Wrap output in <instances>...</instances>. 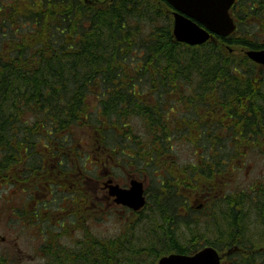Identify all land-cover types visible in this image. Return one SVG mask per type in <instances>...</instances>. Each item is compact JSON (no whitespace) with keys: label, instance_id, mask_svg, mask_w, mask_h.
<instances>
[{"label":"trees","instance_id":"obj_1","mask_svg":"<svg viewBox=\"0 0 264 264\" xmlns=\"http://www.w3.org/2000/svg\"><path fill=\"white\" fill-rule=\"evenodd\" d=\"M172 10L167 0H0V172L37 138L90 130L150 177L139 236L87 238L53 264H154L208 239L199 215L211 239L248 249L242 228L260 219L264 244V184L230 190L235 160L264 145V85H252L264 70L229 51L264 48V0H238L237 31L201 46L174 40ZM212 188L211 211H194ZM238 254L235 264H264V252Z\"/></svg>","mask_w":264,"mask_h":264},{"label":"flooded vegetation","instance_id":"obj_2","mask_svg":"<svg viewBox=\"0 0 264 264\" xmlns=\"http://www.w3.org/2000/svg\"><path fill=\"white\" fill-rule=\"evenodd\" d=\"M255 76L264 77V72ZM252 85H264V80L253 78ZM37 139L42 142L35 147L24 146L26 151L20 152L19 158L7 164L6 171L0 172V189L5 188L9 192L0 199V217L6 215L9 218L6 232L0 230V242H13L11 245L18 246V238L28 240V249L18 247V250L31 256L30 264H53L51 256L70 252L69 249L81 246V242L86 243L87 238H109L96 231L98 214L101 218H109L117 211L124 215L121 231L139 236L142 224L148 219L142 213L144 209L137 212L118 204L107 189L109 182L128 188L133 178L140 179L138 174L130 172L127 160L119 155L118 148L111 145L103 147L93 134L82 138ZM32 148L35 149L33 157L30 155ZM190 204L194 211L209 213L211 210H206L204 205L215 204V200H192ZM193 218L203 224L205 233L202 236L208 239L200 242L193 239L191 244L182 248L184 252L169 253L192 255L212 246L222 257V264H235L238 253L253 256L264 252V244L254 242L257 240L254 234L262 226L255 220L242 228V232L246 231L250 238L248 249L240 246L239 242L222 243L221 240L211 239L207 234L211 232L212 225L205 222L209 217L206 219V216L199 215ZM218 220L222 221V218L218 217ZM0 223L5 222L0 219ZM224 231L227 234L226 228Z\"/></svg>","mask_w":264,"mask_h":264},{"label":"water","instance_id":"obj_3","mask_svg":"<svg viewBox=\"0 0 264 264\" xmlns=\"http://www.w3.org/2000/svg\"><path fill=\"white\" fill-rule=\"evenodd\" d=\"M175 8L173 11V34L177 41L190 45H200L214 34L227 36L235 31L236 24L230 14L235 0H167ZM202 23L203 25H201ZM253 61L264 65V49L246 50ZM111 193L119 203L139 209L145 204L143 185L132 182L130 189L111 186ZM159 264H221L220 256L213 248H205L194 256L171 254L163 257Z\"/></svg>","mask_w":264,"mask_h":264},{"label":"rangeland","instance_id":"obj_4","mask_svg":"<svg viewBox=\"0 0 264 264\" xmlns=\"http://www.w3.org/2000/svg\"><path fill=\"white\" fill-rule=\"evenodd\" d=\"M248 150L246 158H238L236 164L240 166V169L236 173L232 182L231 188L235 189H248L253 183L260 182L264 184V146L258 149H246ZM194 156L191 147L188 143L181 144L179 149V158L182 162L190 161ZM9 192L7 189H0V199L7 195ZM2 201H0L1 210ZM121 211H117L112 217L101 218L98 214V220L96 225V231L101 233L102 236H113L120 231L124 217ZM5 223H0V230L5 233L9 224V218L5 215L2 218ZM261 224V220H257ZM10 242V241H9ZM18 246L11 245L10 243L0 242V255H4L9 264H30L31 256L23 254L18 250L20 247L23 250L28 249V240L18 238ZM256 256V254H255Z\"/></svg>","mask_w":264,"mask_h":264},{"label":"bare ground","instance_id":"obj_5","mask_svg":"<svg viewBox=\"0 0 264 264\" xmlns=\"http://www.w3.org/2000/svg\"><path fill=\"white\" fill-rule=\"evenodd\" d=\"M132 38V37H131ZM135 66V65H134ZM258 104V103H257ZM257 108V107H256Z\"/></svg>","mask_w":264,"mask_h":264}]
</instances>
